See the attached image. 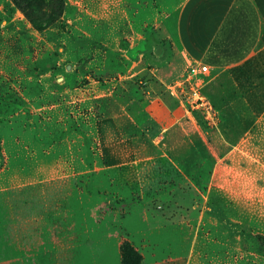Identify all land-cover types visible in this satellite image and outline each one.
Here are the masks:
<instances>
[{
    "label": "rangeland",
    "instance_id": "374dc122",
    "mask_svg": "<svg viewBox=\"0 0 264 264\" xmlns=\"http://www.w3.org/2000/svg\"><path fill=\"white\" fill-rule=\"evenodd\" d=\"M65 1L0 0V264H264V51L201 71L181 0Z\"/></svg>",
    "mask_w": 264,
    "mask_h": 264
},
{
    "label": "crops",
    "instance_id": "0c3cea01",
    "mask_svg": "<svg viewBox=\"0 0 264 264\" xmlns=\"http://www.w3.org/2000/svg\"><path fill=\"white\" fill-rule=\"evenodd\" d=\"M158 34L194 69L234 70L264 51V17L255 0H181Z\"/></svg>",
    "mask_w": 264,
    "mask_h": 264
},
{
    "label": "trees",
    "instance_id": "16d2710c",
    "mask_svg": "<svg viewBox=\"0 0 264 264\" xmlns=\"http://www.w3.org/2000/svg\"><path fill=\"white\" fill-rule=\"evenodd\" d=\"M15 3L20 7V9L24 12L25 16L34 24L35 26H44L47 24V16L48 18L53 17L58 13V10H62L65 7V0H49L50 5L43 10L44 1L45 0H14ZM258 7H261V0H255ZM264 40V35L262 38V43ZM125 252V264H132L131 258L136 257L137 254L124 249Z\"/></svg>",
    "mask_w": 264,
    "mask_h": 264
},
{
    "label": "built area",
    "instance_id": "2783aa9c",
    "mask_svg": "<svg viewBox=\"0 0 264 264\" xmlns=\"http://www.w3.org/2000/svg\"><path fill=\"white\" fill-rule=\"evenodd\" d=\"M199 69L201 71H206V70H213L211 68L206 67L205 65H200ZM197 105H200V108H205V112L209 113L210 106L208 105V102L205 101L202 97H198V100L196 101Z\"/></svg>",
    "mask_w": 264,
    "mask_h": 264
},
{
    "label": "water",
    "instance_id": "95a60500",
    "mask_svg": "<svg viewBox=\"0 0 264 264\" xmlns=\"http://www.w3.org/2000/svg\"><path fill=\"white\" fill-rule=\"evenodd\" d=\"M156 53H159V50H157ZM67 68H69V66Z\"/></svg>",
    "mask_w": 264,
    "mask_h": 264
}]
</instances>
